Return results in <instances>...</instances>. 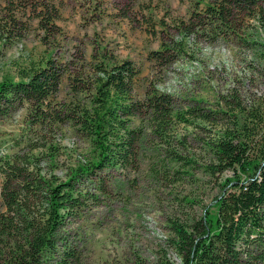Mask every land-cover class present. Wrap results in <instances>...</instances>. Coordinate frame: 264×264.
Instances as JSON below:
<instances>
[{
  "label": "trees",
  "instance_id": "obj_1",
  "mask_svg": "<svg viewBox=\"0 0 264 264\" xmlns=\"http://www.w3.org/2000/svg\"><path fill=\"white\" fill-rule=\"evenodd\" d=\"M5 1L3 44L26 29L18 12H26L31 3ZM30 10L39 19L42 42L51 49L19 65L17 79L0 81V118L25 109L27 122L13 142L16 151L0 155V264H53L48 252L56 251L66 217L88 200L98 202L88 181L108 193L105 171H139L145 125L159 142L172 146L178 141V124L196 119L214 128L206 141L210 155L202 164L220 191L200 214L169 216L166 251L152 264H264V91L246 94L229 87L215 108L197 102L178 110L175 95L155 82L148 83L143 97L138 95L137 64L97 39L89 56L83 42L60 55L63 31L55 21L57 7L36 3ZM149 14L152 20L150 9ZM177 20H158L161 31L175 34L162 32V49L151 54L161 66L188 55L186 45L195 49L202 41L217 44L235 36L241 46L254 43L242 34L251 26L264 27V0H192L188 17ZM258 71L264 79V69ZM64 130L75 137L71 143L60 139ZM172 147L168 158L194 166V159ZM163 166L164 173L157 164L152 169L169 179ZM168 247L178 261L168 258ZM64 255L70 258L73 252L66 248ZM139 264L150 263L140 259Z\"/></svg>",
  "mask_w": 264,
  "mask_h": 264
},
{
  "label": "rangeland",
  "instance_id": "obj_2",
  "mask_svg": "<svg viewBox=\"0 0 264 264\" xmlns=\"http://www.w3.org/2000/svg\"><path fill=\"white\" fill-rule=\"evenodd\" d=\"M28 1L31 2L29 9L18 12L26 29L7 44L0 40V81L5 77L17 79L19 65L39 59L51 49L42 42L39 19L30 10L36 3H47L57 7L55 21L63 31L59 38L62 41L60 55H68L83 42L89 56L92 40L97 39L120 58H131L137 64L140 77L136 90L141 97L145 95L148 83L155 82L160 90L175 95L176 107L182 111L197 102L207 108L217 107L219 95L229 87L236 86L246 94L264 91V79L258 76V69H264V27L258 22V26H251L242 34L254 42L248 46L239 45L240 39L235 36L231 41L217 44L202 41L194 46L195 49L186 45L188 55L183 53L168 66H161L151 54L162 49V32L175 34L172 29H168V33L161 31L162 24L158 20L164 17L167 23L173 24L177 19L187 18L192 0ZM5 5L6 1L0 0V13ZM149 9L153 11L152 20ZM24 113L25 109H19L0 118V155L16 151L13 142L27 124ZM134 123L138 125L140 120L136 119ZM213 130L211 123L201 119L188 125L180 123L176 131L178 141L172 147L159 142L145 125V134L140 141L139 171H105L106 194L99 192L97 183L88 181L86 186L99 194L98 202L88 200L66 217L58 231L60 240L56 251L48 252L50 262L139 264V260L144 259L152 264L158 261L166 251L167 238L171 235L167 223L169 216L200 214L204 205L211 203L220 191L218 183L205 173L202 164L210 155L206 141ZM59 136L65 143H71L75 138L68 130ZM181 138L183 140L179 142ZM78 143L84 144L80 140ZM168 147L187 159H194V166L183 167L168 158ZM162 159H168L166 164L161 162ZM156 164L162 173L163 165L167 166L169 179L156 176L152 169ZM1 180L0 177V186ZM1 201L0 196V209H3ZM66 248L73 252L70 258H65ZM167 252L168 258L179 260L171 247Z\"/></svg>",
  "mask_w": 264,
  "mask_h": 264
}]
</instances>
